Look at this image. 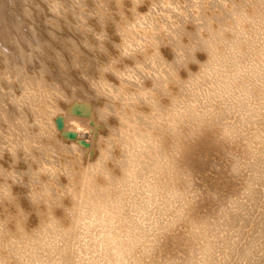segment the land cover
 I'll use <instances>...</instances> for the list:
<instances>
[{
  "label": "bare ground",
  "instance_id": "bare-ground-1",
  "mask_svg": "<svg viewBox=\"0 0 264 264\" xmlns=\"http://www.w3.org/2000/svg\"><path fill=\"white\" fill-rule=\"evenodd\" d=\"M0 264H264V0H0Z\"/></svg>",
  "mask_w": 264,
  "mask_h": 264
},
{
  "label": "rangeland",
  "instance_id": "rangeland-1",
  "mask_svg": "<svg viewBox=\"0 0 264 264\" xmlns=\"http://www.w3.org/2000/svg\"><path fill=\"white\" fill-rule=\"evenodd\" d=\"M84 139L83 138H81V141H83Z\"/></svg>",
  "mask_w": 264,
  "mask_h": 264
}]
</instances>
